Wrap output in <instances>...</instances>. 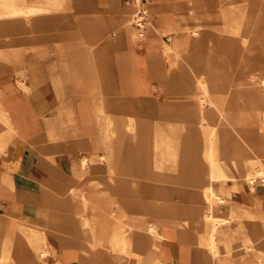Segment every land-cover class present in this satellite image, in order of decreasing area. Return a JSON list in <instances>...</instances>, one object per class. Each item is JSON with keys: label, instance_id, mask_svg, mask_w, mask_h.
<instances>
[{"label": "crops", "instance_id": "obj_1", "mask_svg": "<svg viewBox=\"0 0 264 264\" xmlns=\"http://www.w3.org/2000/svg\"><path fill=\"white\" fill-rule=\"evenodd\" d=\"M40 2L0 0V242L4 236L15 241L8 264H54L55 258L18 256L26 246L17 218L47 228L53 211L76 215L75 195L105 198L108 186L118 199L123 183L147 204L167 203L171 182L155 181L149 161L150 175L139 176L136 151L134 161L116 157L108 165L107 119L114 138L121 122L131 121L137 151L147 157L154 132L198 138L200 147L202 131L222 120L206 102L205 128L195 126L197 84H261L264 78L256 64L237 79L244 58H264V0H59L44 13L6 15ZM136 7L145 13L141 28L128 24ZM20 73L23 84H17ZM60 73L62 92L51 80ZM113 152H120L115 144ZM160 184L166 190L157 194ZM58 202L66 204L58 209ZM186 247L196 254V246ZM161 250L167 258L174 252L169 243Z\"/></svg>", "mask_w": 264, "mask_h": 264}, {"label": "bare ground", "instance_id": "obj_2", "mask_svg": "<svg viewBox=\"0 0 264 264\" xmlns=\"http://www.w3.org/2000/svg\"><path fill=\"white\" fill-rule=\"evenodd\" d=\"M58 2L43 0L36 6L6 10V15L40 14ZM134 16L130 15L128 22ZM131 34L135 36V29H131ZM244 62L237 74L239 80L250 66L264 65V58H244ZM23 78V73L17 74V84H23ZM64 78V73L51 77L60 92ZM238 86L229 88V84L205 80L197 84L199 120L195 126L205 128L204 102L211 104L222 120L207 133L202 129L200 147L196 146L198 138H180L178 134L164 137L154 132L147 157L137 151L141 144L130 133L131 121H122L120 135L114 138L112 122L106 120L102 143L109 166L116 157L122 162L134 161L136 151L139 176L150 175L152 168L155 181L192 185L202 207L179 209L166 202L147 204L137 195H130L123 183L118 188V199H114L107 194L106 186L102 190L105 198L95 195L87 200L82 194L73 196L78 198L73 202L76 215L53 211L56 215L48 218L47 228L35 229L25 218H17V229L26 246L16 251L18 256L35 257L42 262L47 257L55 258L54 264L65 260L77 264L79 257L84 264H264V80L261 84ZM239 94L242 103L238 101ZM3 120L9 123L6 117ZM252 124L256 126L257 139L246 129ZM113 144L120 152H113ZM147 161L151 168L146 169ZM131 188L139 187L132 184ZM165 190L160 184L156 192ZM65 204L58 202V209ZM14 243L12 236H4L0 242V264L11 262ZM166 243L174 251L169 258L161 250ZM187 245L196 246V254Z\"/></svg>", "mask_w": 264, "mask_h": 264}, {"label": "rangeland", "instance_id": "obj_3", "mask_svg": "<svg viewBox=\"0 0 264 264\" xmlns=\"http://www.w3.org/2000/svg\"><path fill=\"white\" fill-rule=\"evenodd\" d=\"M137 5L140 3V0H133ZM138 7H136L133 12L131 13V16H134L135 12L137 11ZM34 15V14H33ZM128 24H133V21H129ZM236 67V66H235ZM238 67V66H237ZM261 71H264V65L259 66ZM264 75V74H263ZM264 77V76H263ZM264 80V78H263ZM258 84V83H256ZM250 84H248L249 86ZM238 84H229V88H238ZM239 103L243 102V97L241 95H237ZM206 102H204L203 105H205ZM247 130H250V132L253 134V136L256 138V126L254 124L249 125V127L246 128ZM257 139V138H256ZM261 156L263 154H260ZM169 186V200H167V203H170L171 206H176L179 209H185L190 207L191 205L200 206L202 207V201L199 199L198 191L196 190V187H193L192 185H177L173 184L172 182L168 185ZM154 202L160 203L161 200H155Z\"/></svg>", "mask_w": 264, "mask_h": 264}, {"label": "built area", "instance_id": "obj_4", "mask_svg": "<svg viewBox=\"0 0 264 264\" xmlns=\"http://www.w3.org/2000/svg\"><path fill=\"white\" fill-rule=\"evenodd\" d=\"M145 22V13L142 9H138L135 13V16L133 17V24L136 27H143V24Z\"/></svg>", "mask_w": 264, "mask_h": 264}]
</instances>
